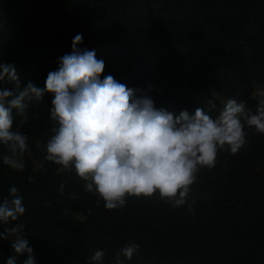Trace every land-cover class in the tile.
Segmentation results:
<instances>
[{
  "label": "trees",
  "instance_id": "16d2710c",
  "mask_svg": "<svg viewBox=\"0 0 264 264\" xmlns=\"http://www.w3.org/2000/svg\"><path fill=\"white\" fill-rule=\"evenodd\" d=\"M30 1L0 0V62L16 66L22 87L32 82L44 88L82 34L79 47L105 61L104 76L145 90L163 78L164 92L148 93L157 108L208 112L212 100L216 108L209 114L216 117L221 104L215 91L255 111L254 84H264V0ZM14 87L0 82V90ZM52 99L46 93L32 101L22 124L14 111L13 130L49 139ZM246 131V146L235 155L221 151L216 167L201 170L179 208L157 194L106 210L74 170L58 171L47 161L46 170L34 169L29 158L23 172L12 170L3 164L8 149L0 144V200L14 185L26 208L17 221L0 222V232L23 224L36 264L76 258L88 264L96 250L106 253L101 264H264V134ZM45 154H36L37 162ZM66 210L79 211L83 224L73 227ZM128 243L140 245L131 260L121 254ZM14 254L10 240L0 239V264ZM23 259L27 254L18 264Z\"/></svg>",
  "mask_w": 264,
  "mask_h": 264
},
{
  "label": "clouds",
  "instance_id": "9594fccd",
  "mask_svg": "<svg viewBox=\"0 0 264 264\" xmlns=\"http://www.w3.org/2000/svg\"><path fill=\"white\" fill-rule=\"evenodd\" d=\"M82 42V34H77L71 53L59 58L44 88L32 82L22 87L16 66L0 62V82L15 85L0 90V144L8 149L3 164L10 169L23 172L25 154L30 155L27 135L13 130L14 111L25 116L30 103L41 101L46 93L53 96L50 117L55 126L36 168L46 170L47 161L60 166L58 171L74 170L85 182V191L97 197V205L103 201L106 210L123 208L129 198L157 194L174 208L182 207L201 170L216 167L221 151L235 155L246 146V128L264 134V87L254 88L255 111L230 98L216 117L209 114L216 108L212 100L208 112L197 107L177 113L156 107L148 95L151 84L147 90L130 88L112 75L104 76L105 61L95 50L81 49ZM28 179L35 183V177ZM63 189L62 184L61 193ZM25 212L19 189L10 186L8 196L0 200V222L7 225ZM23 233V224L0 232L15 253L6 264H18L25 254L22 264H36ZM139 249V244L128 243L121 254L131 260ZM105 255L96 250L88 264H101Z\"/></svg>",
  "mask_w": 264,
  "mask_h": 264
},
{
  "label": "rangeland",
  "instance_id": "374dc122",
  "mask_svg": "<svg viewBox=\"0 0 264 264\" xmlns=\"http://www.w3.org/2000/svg\"><path fill=\"white\" fill-rule=\"evenodd\" d=\"M27 3H31L30 0H26ZM21 6H24L23 0L21 3ZM14 22V18L13 16L11 18H9L7 20V24L11 25ZM151 85L153 86V89L159 94L161 95L164 92V79L163 78H159L156 80H152L151 81ZM256 86H260V87H264V84H260V83H255L254 84V88ZM254 92V90H253ZM212 96L216 99L219 100L220 104H221V108L223 107L224 102H226V98H224L222 95H220L219 93L212 91ZM253 97V94H252ZM221 110V109H220ZM28 121V117L25 116H21L20 117V123H24ZM28 137V144H29V148H30V155L28 153L25 154V159L29 158L32 160L33 165H34V169H36V164L38 163L36 160V154H43L45 153V147H46V143L48 141L47 137H39V136H27ZM226 151V150H225ZM9 153L6 152L5 154L2 155V158L4 155H8ZM89 193V192H88ZM65 213L67 215H69L72 220H73V227L79 226L81 224H83L85 217L77 210H66ZM62 234L64 235L65 238H68L69 233L62 231ZM77 258L74 259L72 262L68 263V264H76L77 263Z\"/></svg>",
  "mask_w": 264,
  "mask_h": 264
}]
</instances>
